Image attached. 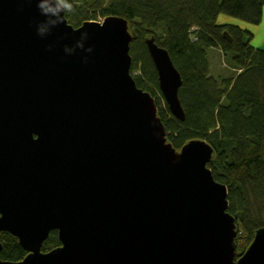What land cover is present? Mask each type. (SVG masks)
Masks as SVG:
<instances>
[{
  "label": "water",
  "instance_id": "obj_1",
  "mask_svg": "<svg viewBox=\"0 0 264 264\" xmlns=\"http://www.w3.org/2000/svg\"><path fill=\"white\" fill-rule=\"evenodd\" d=\"M41 2L0 0V234L28 252L0 264H264V227L236 259L229 191L207 166L214 149L168 142L131 74L128 21L75 28L61 13L40 35ZM145 43L184 121L182 76L154 38ZM52 231L61 246L43 252Z\"/></svg>",
  "mask_w": 264,
  "mask_h": 264
},
{
  "label": "trees",
  "instance_id": "obj_2",
  "mask_svg": "<svg viewBox=\"0 0 264 264\" xmlns=\"http://www.w3.org/2000/svg\"><path fill=\"white\" fill-rule=\"evenodd\" d=\"M68 2L74 11L65 17L75 28L111 16L128 21L135 37L130 44L131 74L138 88L156 100L168 141L177 151L192 140H203L214 149L207 166L228 188V211L238 223V259L264 227V50L253 43L263 20L264 0ZM222 15L229 19L220 22ZM147 38L169 52L182 76L179 99L184 121L176 119L165 99L157 96L162 93ZM216 52L237 70L235 77L211 73ZM0 243L3 261L20 262L28 255L10 233L2 232ZM60 246L58 232L52 231L42 251Z\"/></svg>",
  "mask_w": 264,
  "mask_h": 264
},
{
  "label": "clouds",
  "instance_id": "obj_3",
  "mask_svg": "<svg viewBox=\"0 0 264 264\" xmlns=\"http://www.w3.org/2000/svg\"><path fill=\"white\" fill-rule=\"evenodd\" d=\"M43 15L48 17V20L38 27V34L44 35L46 29L43 27L46 23H51L57 26L62 21L61 13H70L74 11L73 5L68 0H43L38 4ZM55 17V19H53ZM86 37V34H85ZM91 51V49H89Z\"/></svg>",
  "mask_w": 264,
  "mask_h": 264
},
{
  "label": "rangeland",
  "instance_id": "obj_4",
  "mask_svg": "<svg viewBox=\"0 0 264 264\" xmlns=\"http://www.w3.org/2000/svg\"><path fill=\"white\" fill-rule=\"evenodd\" d=\"M229 17L222 15L219 18L220 22H225L226 20H228ZM101 22V20H99ZM103 21V20H102ZM262 32H264L263 30H261ZM255 36V35H254ZM254 43V42H253ZM262 50H264V41L261 43V45L258 47ZM213 58L215 60L212 61V68H211V73L215 76H219V78H231L232 76H236L237 75V70L233 68L232 64H230V62H228V60H223L221 53L220 52H216V54L213 56ZM214 66V67H213ZM134 78V76H133ZM161 92V91H160ZM158 93V92H157ZM158 98H160L161 100H164V98L162 97V95L160 93H158ZM156 103V100H155ZM157 105V104H156ZM168 133V132H167ZM169 134V133H168ZM169 136V135H168ZM169 142V141H168ZM181 151V150H180ZM229 210V208H228ZM227 210V211H228ZM229 213V211H228ZM230 214V213H229ZM231 215V214H230ZM264 220V219H263ZM235 223L238 227V223H237V219H235ZM237 236L235 238V240L237 239L238 232L236 231ZM253 241V240H252ZM237 248V245H236Z\"/></svg>",
  "mask_w": 264,
  "mask_h": 264
},
{
  "label": "crops",
  "instance_id": "obj_5",
  "mask_svg": "<svg viewBox=\"0 0 264 264\" xmlns=\"http://www.w3.org/2000/svg\"><path fill=\"white\" fill-rule=\"evenodd\" d=\"M261 30L264 31V14L261 25L255 29L254 45L257 47L260 46L261 43L264 41V32H262Z\"/></svg>",
  "mask_w": 264,
  "mask_h": 264
},
{
  "label": "bare ground",
  "instance_id": "obj_6",
  "mask_svg": "<svg viewBox=\"0 0 264 264\" xmlns=\"http://www.w3.org/2000/svg\"><path fill=\"white\" fill-rule=\"evenodd\" d=\"M263 14H264V9H263ZM259 47V46H258Z\"/></svg>",
  "mask_w": 264,
  "mask_h": 264
}]
</instances>
